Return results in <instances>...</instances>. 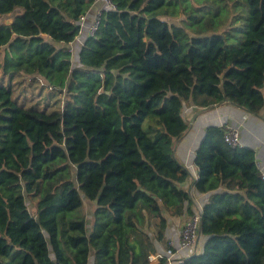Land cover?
Returning <instances> with one entry per match:
<instances>
[{
    "label": "trees",
    "instance_id": "1",
    "mask_svg": "<svg viewBox=\"0 0 264 264\" xmlns=\"http://www.w3.org/2000/svg\"><path fill=\"white\" fill-rule=\"evenodd\" d=\"M112 2L74 63L94 0H0V264H150L189 200L184 104L264 111V0ZM223 133L196 151L206 244L179 264H264V180Z\"/></svg>",
    "mask_w": 264,
    "mask_h": 264
},
{
    "label": "crops",
    "instance_id": "2",
    "mask_svg": "<svg viewBox=\"0 0 264 264\" xmlns=\"http://www.w3.org/2000/svg\"><path fill=\"white\" fill-rule=\"evenodd\" d=\"M99 9H101V4L95 2L85 15L84 23L75 41L63 45L71 50L74 63H76L79 48L88 36V28ZM182 116L187 123V129L183 136L173 143L171 152L177 162L188 171V177L179 183V187L188 193L189 200L184 203L185 212L183 214L171 216L166 212L165 218L168 225L162 239H158L155 236L153 227L151 228L152 232H147L151 243L148 257H153L151 260L148 259L150 264H179L194 255L203 253L206 237L202 234L199 235L192 246L184 249L178 250L177 242L182 226L190 216L186 212L187 206L189 205L191 214L201 213L203 205L211 194H201L194 186L198 177L195 155L204 138L206 127L216 126L223 128L224 125H230L236 128L239 132L241 147L253 152L255 164L262 176H264V111L252 114L228 102H222L210 108H199L189 102L184 104ZM93 207L94 203L85 202V208L88 213ZM169 241H173L176 246L175 253L170 258L166 254ZM93 262L94 255L91 253L88 258V264H93Z\"/></svg>",
    "mask_w": 264,
    "mask_h": 264
},
{
    "label": "built area",
    "instance_id": "3",
    "mask_svg": "<svg viewBox=\"0 0 264 264\" xmlns=\"http://www.w3.org/2000/svg\"><path fill=\"white\" fill-rule=\"evenodd\" d=\"M94 1L99 2L101 4L102 9H108V10L115 9V5L112 2V0H94ZM100 12L101 10H98V12L95 14V17L93 18V21L88 28V36H93L95 31L97 30V27L100 23ZM84 20H85V16H81L79 18L78 23L80 27H82ZM223 130H224L223 133L224 142L228 144L230 147L240 148L241 141L238 130L230 125H224ZM262 178L264 180V176H262ZM200 219H201L200 213H194L185 221L180 232L179 240L177 242L178 250L190 247L197 241L200 235ZM175 247L176 246L173 243V241L168 242L166 248V254L168 258L174 255ZM148 259L151 260L153 259V257H148Z\"/></svg>",
    "mask_w": 264,
    "mask_h": 264
},
{
    "label": "rangeland",
    "instance_id": "4",
    "mask_svg": "<svg viewBox=\"0 0 264 264\" xmlns=\"http://www.w3.org/2000/svg\"><path fill=\"white\" fill-rule=\"evenodd\" d=\"M4 20H5V18L1 19L0 22H2V21H4ZM177 21H178V20H175L174 22H177ZM25 81H26V82H25L24 84H25V86H26L28 80L26 79ZM26 87H27V86H26ZM34 93H35V92H34ZM26 201H27L28 209H29L31 212H33V211H34V208H33L32 204L29 202L28 199H26ZM189 217H190V216H189ZM189 217H188V218H189ZM188 218H187V219H188Z\"/></svg>",
    "mask_w": 264,
    "mask_h": 264
},
{
    "label": "water",
    "instance_id": "5",
    "mask_svg": "<svg viewBox=\"0 0 264 264\" xmlns=\"http://www.w3.org/2000/svg\"><path fill=\"white\" fill-rule=\"evenodd\" d=\"M9 22H10V21L8 20V21H6L5 23L8 24ZM263 93H264V92H263ZM153 197H154V196H153Z\"/></svg>",
    "mask_w": 264,
    "mask_h": 264
}]
</instances>
